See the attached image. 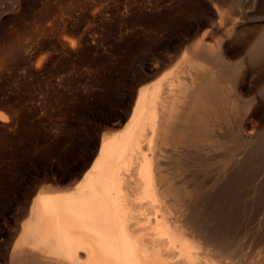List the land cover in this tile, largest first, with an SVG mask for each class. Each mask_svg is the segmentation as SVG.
Listing matches in <instances>:
<instances>
[{"label":"bare ground","instance_id":"bare-ground-1","mask_svg":"<svg viewBox=\"0 0 264 264\" xmlns=\"http://www.w3.org/2000/svg\"><path fill=\"white\" fill-rule=\"evenodd\" d=\"M199 23L189 45L153 57L125 131L102 140L96 172L76 192L33 197L10 264H264V135L248 143L256 113L240 92L263 90L264 32L232 64L206 41L213 17ZM216 31H234L223 13Z\"/></svg>","mask_w":264,"mask_h":264},{"label":"rangeland","instance_id":"rangeland-1","mask_svg":"<svg viewBox=\"0 0 264 264\" xmlns=\"http://www.w3.org/2000/svg\"><path fill=\"white\" fill-rule=\"evenodd\" d=\"M220 13L230 35L216 31ZM210 17L216 29L206 41L226 47L232 64L247 60L248 46L264 32V0H0V264H10L33 197L47 188L79 189L102 140L125 131L153 57L189 45ZM240 92L247 115L258 114L246 124L253 143L264 135V83L262 92Z\"/></svg>","mask_w":264,"mask_h":264}]
</instances>
